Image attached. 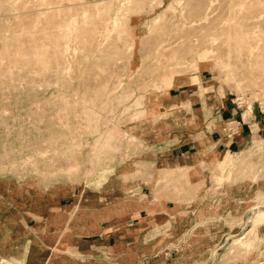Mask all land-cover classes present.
I'll return each instance as SVG.
<instances>
[{"label":"rangeland","instance_id":"obj_1","mask_svg":"<svg viewBox=\"0 0 264 264\" xmlns=\"http://www.w3.org/2000/svg\"><path fill=\"white\" fill-rule=\"evenodd\" d=\"M198 73L217 97L253 107L261 129V141L232 160L246 161L236 169L228 156L203 151L184 160L224 161L220 174L229 172L215 177L211 194L196 167L180 171L182 160L149 148L188 141L187 132L203 127L200 117H181L178 90L168 94ZM130 135L139 141L130 144ZM139 162L152 164L145 175ZM257 177H264V0L0 1V203L22 240H57L58 250L77 256L70 245L103 229L120 231L119 245L80 264H264L256 232L264 222L254 224L264 194L254 206L253 187L239 181ZM237 194L246 202L234 213ZM190 206L199 212L174 215ZM51 263L77 264L61 256Z\"/></svg>","mask_w":264,"mask_h":264},{"label":"crops","instance_id":"obj_2","mask_svg":"<svg viewBox=\"0 0 264 264\" xmlns=\"http://www.w3.org/2000/svg\"><path fill=\"white\" fill-rule=\"evenodd\" d=\"M196 79L197 82L193 84L184 83L171 87L168 94L171 96L170 91L178 90L172 97H177L176 103L174 104H178V108L184 111L181 117L190 118L192 120H194L195 117H200L203 127L197 131L187 132L188 141H180V138L174 137V139L171 138L170 140L163 139L151 145L149 148L155 150V153L160 157H164L167 154L174 160H182V163H177L178 161H175L180 171L186 168L192 170L196 167L198 172H200L202 176H205V186L203 188L211 194V192L215 191V177L217 176L225 179L229 172V169L225 167L223 168V170H225L222 173L223 175L220 174L221 168L219 165L224 162L221 159L228 156V162L233 164L235 169L240 163L246 162L232 160L237 158L240 153H244L249 148L255 147V142L261 141V139L256 140V136L261 129L260 125L257 123L255 114H253V107L250 108L249 112L244 111L239 105L235 104L233 100H229L224 95L217 97L213 93V89L208 87V81L202 80L200 73L196 75ZM245 113L247 114L245 115ZM227 121H233L236 124V133L228 129L226 126ZM197 135L200 136L196 137ZM172 141H174V143H171ZM198 151H203L205 153L203 155L212 154L213 157H215L216 154L219 155V157L221 155V159L218 158L216 161H209L208 159L201 162L195 161L194 163L192 162V164L184 161L186 159L192 161V155ZM202 164L205 165V167H203ZM228 176L229 182H232L231 176H233V172ZM243 180L249 182V187H253L254 189L252 198L248 201H253L255 206L257 194L261 192L264 194V177H257L253 180L240 178L239 181L242 182ZM217 190L218 188L216 191ZM242 196V194H237V196H233L230 200L233 204L237 205V209L234 210V213H238V209L246 202L245 200L242 201ZM166 207L167 206H165V209ZM8 212L5 205L0 203V259L7 260L9 264H53L51 260L55 256H61L62 262H70L71 259H73L74 263L77 262V264H80L81 257H86L88 253L93 251L96 252L102 248L107 249V246L116 247L119 245V242L116 241L120 240V231L104 234L102 232L103 229H99L94 239L89 241L76 239L73 245L70 246L75 249L74 252L77 256H71L65 253L66 250H58L57 240L46 238L43 241L35 234L22 240L21 237H18L19 235L12 233L9 229L8 226L10 224L11 214ZM196 212H199L198 206H190L189 209L186 207H179L174 212V215L177 216L181 213L193 215ZM216 213H219V211ZM220 213L225 214L231 212L222 209ZM223 229H230V227H223L222 230ZM256 232L258 236L261 235L260 237H264V223L256 227ZM32 247L34 249H32ZM82 248H85V250ZM32 251L33 253H31Z\"/></svg>","mask_w":264,"mask_h":264},{"label":"bare ground","instance_id":"obj_3","mask_svg":"<svg viewBox=\"0 0 264 264\" xmlns=\"http://www.w3.org/2000/svg\"><path fill=\"white\" fill-rule=\"evenodd\" d=\"M1 1V0H0ZM198 2V1H197ZM81 2L79 1V4H80ZM46 4V3H45ZM199 4V3H198ZM71 5V4H70ZM70 5H68V6H70ZM194 5V4H193ZM197 5V4H196ZM43 6V5H42ZM67 6V5H66ZM49 8V7H48ZM51 8H53V7H51ZM56 8V7H55ZM55 8H53V9H55ZM50 9V8H49ZM49 9H47V10H49ZM36 44V43H35ZM38 45V44H37ZM37 45H34V46H36V47H38ZM39 46H40V44H39ZM32 51H34V50H32ZM31 53V52H30ZM180 53V52H179ZM33 54H34V52H33ZM32 54V55H33ZM39 54V52L37 51V55ZM35 56V55H34ZM180 56V55H179ZM36 57V56H35ZM34 62V61H33ZM32 66V65H31ZM33 67V66H32ZM35 68V67H34ZM54 68V67H53ZM38 69V68H37ZM125 135V134H124ZM128 140L130 141V144L132 143V144H134V143H137L138 141H139V138L137 139V137L135 136H133V135H130L129 136V138H128ZM136 145V144H135ZM146 147V146H145ZM145 147H142L143 148V150H144V148ZM147 148V147H146ZM137 166H138V168L140 169V173L142 174V175H145L147 172H149V170H150V166H152V164L151 163H145V162H139V163H137L136 164ZM187 169V168H186ZM190 169V168H189ZM188 169V170H189ZM173 174V173H172ZM173 176H174V174H173ZM180 177H181V175H180ZM183 179V177L181 178V180ZM171 182V181H170ZM188 184V183H187ZM195 188H197V186L195 187ZM194 192H196L195 190H194ZM262 222H264V212H258L257 214H256V216H255V222H254V224L256 223V224H259V223H262ZM242 238H237L235 241H234V244L236 245H238V243H239V241L241 240Z\"/></svg>","mask_w":264,"mask_h":264}]
</instances>
